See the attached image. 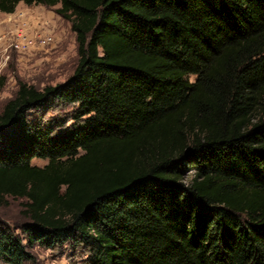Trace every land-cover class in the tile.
I'll return each mask as SVG.
<instances>
[{"label":"trees","instance_id":"trees-1","mask_svg":"<svg viewBox=\"0 0 264 264\" xmlns=\"http://www.w3.org/2000/svg\"><path fill=\"white\" fill-rule=\"evenodd\" d=\"M20 2L59 5L78 61L62 83L19 82L0 112V204L24 199L27 219L24 238L0 222V264L66 243L85 264H264V0L0 12ZM58 106L73 111L43 117Z\"/></svg>","mask_w":264,"mask_h":264},{"label":"rangeland","instance_id":"rangeland-1","mask_svg":"<svg viewBox=\"0 0 264 264\" xmlns=\"http://www.w3.org/2000/svg\"><path fill=\"white\" fill-rule=\"evenodd\" d=\"M55 6L26 5L18 3L14 12H0V112L4 104L14 96L18 83L25 82L38 89L66 81L73 73L77 61V44L70 21L56 13ZM49 35L52 41L42 45L40 37ZM27 36L33 40L29 47L16 49L10 46L12 39ZM189 79L194 81L195 76ZM73 111L71 106L50 109L44 118H67ZM39 112L30 117L35 119ZM71 121L67 122V125ZM47 159L33 158L31 164L43 167ZM190 173L186 175L188 180ZM0 204V222L7 225L14 234L24 238L22 224L27 221L23 215L22 198L5 197ZM25 241V240H24ZM33 260L28 264H85L86 255L80 246L66 243L54 248L35 245L30 248Z\"/></svg>","mask_w":264,"mask_h":264},{"label":"built area","instance_id":"built-area-1","mask_svg":"<svg viewBox=\"0 0 264 264\" xmlns=\"http://www.w3.org/2000/svg\"><path fill=\"white\" fill-rule=\"evenodd\" d=\"M1 40H2V37L0 36V43H1ZM51 41H52V37L49 36V35L40 37V39H39V42L42 45L49 44ZM32 42H33V40L31 38H29L27 36L26 37L25 36H21L20 40L12 39L10 41L9 45L14 47V48H16V49H24V50H26Z\"/></svg>","mask_w":264,"mask_h":264}]
</instances>
